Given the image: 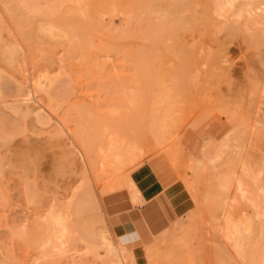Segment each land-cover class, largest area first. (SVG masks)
<instances>
[{"label": "rangeland", "instance_id": "rangeland-1", "mask_svg": "<svg viewBox=\"0 0 264 264\" xmlns=\"http://www.w3.org/2000/svg\"><path fill=\"white\" fill-rule=\"evenodd\" d=\"M243 1L34 0L19 28L0 0V264H247L264 0Z\"/></svg>", "mask_w": 264, "mask_h": 264}, {"label": "bare ground", "instance_id": "bare-ground-1", "mask_svg": "<svg viewBox=\"0 0 264 264\" xmlns=\"http://www.w3.org/2000/svg\"><path fill=\"white\" fill-rule=\"evenodd\" d=\"M20 2V3H23V4H25L24 6H22V4H21V6H19L18 4H17V2ZM62 1V0H61ZM81 1V0H80ZM102 1V0H101ZM219 3H218V5L220 4V8L221 9H223L224 11H225V9H232V8H234V6L237 4V3H240L241 1H243V0H217ZM11 2V0H2V3L5 5V7H6V10H7V12L9 13L8 15H10V17H11V19L15 22V24L20 28V26H23V25H30V26H33L32 25V22L29 20V19H27L28 17H26L25 16V13H22V11H21V9H24V8H26V10H27V8H34V0H17V2L16 3H10ZM111 2V1H110ZM244 2V1H243ZM59 3V2H58ZM82 3V2H81ZM97 3H99V2H97ZM91 4V3H90ZM102 4V3H101ZM110 4V3H109ZM83 5V4H82ZM100 5V4H99ZM49 6V5H48ZM65 6V5H64ZM81 6V5H80ZM92 6H93V4H92ZM96 6V5H95ZM94 6V7H95ZM102 6V5H101ZM97 7H99V6H97ZM44 8V7H43ZM85 8V7H84ZM38 9V8H37ZM76 9V8H75ZM96 9V8H95ZM79 10H80V8H79ZM98 10V9H97ZM101 10V9H100ZM103 10V9H102ZM27 11H29V10H27ZM32 11V10H31ZM72 11H73V9H72ZM82 11V10H81ZM86 11V10H85ZM30 12V11H29ZM36 12H37V10H36ZM65 12H66V10H65ZM100 12V11H99ZM67 13V12H66ZM65 13V14H66ZM86 13H88V12H86ZM225 12H223L222 14H224ZM82 14V13H81ZM103 14V13H102ZM87 15V14H86ZM109 15V14H108ZM62 16V15H61ZM91 16V15H90ZM105 16V15H104ZM31 17V16H30ZM35 17V16H34ZM73 17V16H72ZM37 18V17H36ZM93 18V17H92ZM33 19V18H32ZM50 19V18H49ZM81 19V18H80ZM51 21V20H50ZM72 21V20H71ZM81 21V20H80ZM83 21V20H82ZM79 22V21H78ZM84 22V21H83ZM73 23V22H72ZM98 23H99V21H98ZM75 24H77V22L75 23ZM74 24V25H75ZM79 24H81V23H79ZM89 24V23H88ZM93 24V23H92ZM127 24V23H126ZM35 25V24H34ZM57 25V24H56ZM30 26H28V27H30ZM49 26H51V25H49ZM82 26V25H81ZM129 26V25H128ZM65 27V26H64ZM23 28V27H22ZM25 28V27H24ZM77 28H79V27H77ZM160 28H163L162 26L160 27ZM29 29V28H28ZM49 29V28H48ZM57 29V28H56ZM82 29V28H81ZM97 29V28H96ZM26 30V29H25ZM34 30V29H33ZM84 30V29H83ZM88 30V29H87ZM24 31V30H23ZM30 31H31V29H30ZM82 31V30H81ZM85 31V30H84ZM83 31V32H84ZM32 32V31H31ZM62 33H63V31H62ZM26 34H27V32H26ZM77 34V33H76ZM31 35V34H30ZM26 36V35H25ZM33 36H35V35H33ZM54 36V35H53ZM67 37V36H66ZM28 38V37H27ZM32 38V36H30V40H32L31 39ZM1 40H2V38H0ZM0 40V41H1ZM2 45L4 44V42L2 43V42H0ZM86 43V42H85ZM0 44V49H1V47H2V45ZM80 44H83V43H80ZM5 48H6V51H7V53H3L4 55H3V60H7V61H9V63H14L16 60H17V55H10V53H11V51H9V49L7 48V44L5 43ZM3 49V48H2ZM1 49V50H2ZM0 50V51H1ZM5 50V49H4ZM3 51V50H2ZM1 51V52H2ZM14 51H17V50H13V52L12 53H17V52H14ZM0 52V53H1ZM3 52H5V51H3ZM51 53V52H50ZM0 74H1V71H0ZM134 188V187H133ZM133 188H131V190L133 189ZM239 193L241 194V196H243L242 198L244 199V198H249V200H251V198H250V194L252 193V191H251V189H248L247 187H245V185H244V183H242V181H240V183H239ZM137 192V191H136ZM136 192L134 193V194H136ZM138 193V192H137ZM220 194V193H219ZM135 196V195H134ZM218 196V195H217ZM224 198V197H223ZM226 200V199H225ZM256 201V200H255ZM215 211V210H214ZM229 223H231V222H229ZM236 223V222H235ZM235 223H232V224H230L231 225V229L233 228V226L235 225ZM243 226H244V228H245V230L246 231H249L250 229H251V227H252V225L249 223V222H247L246 220H244V222H243ZM258 242L259 243H263L264 242V239L263 238H259V240H258ZM250 243H247L246 244V248L248 247V245H249ZM111 248V247H110ZM109 248V249H110ZM113 250V249H112ZM109 253H111V252H109ZM111 255V254H110ZM245 261L247 262V264H255L253 261H252V259L248 256V255H246L245 256Z\"/></svg>", "mask_w": 264, "mask_h": 264}, {"label": "crops", "instance_id": "crops-1", "mask_svg": "<svg viewBox=\"0 0 264 264\" xmlns=\"http://www.w3.org/2000/svg\"><path fill=\"white\" fill-rule=\"evenodd\" d=\"M175 196L176 195H174V197ZM181 206L182 203L178 204L176 208L180 211ZM253 227V229L251 227L249 231H246L243 224L239 222V224L235 225L234 229L232 230V235L238 241V248L242 251L243 257L245 258V256L248 255L254 263H257V261L264 260V242L262 244L258 242L259 238L264 239L263 222L258 221L254 224ZM250 234L253 235L254 243H252V239L249 238L251 237ZM243 235L244 237L246 235L247 236L245 238H242ZM247 243L250 244L246 248Z\"/></svg>", "mask_w": 264, "mask_h": 264}]
</instances>
